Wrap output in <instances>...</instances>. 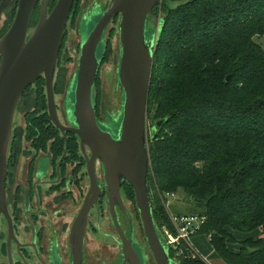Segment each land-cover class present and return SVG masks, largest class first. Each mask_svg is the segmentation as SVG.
Returning a JSON list of instances; mask_svg holds the SVG:
<instances>
[{
    "label": "trees",
    "instance_id": "trees-1",
    "mask_svg": "<svg viewBox=\"0 0 264 264\" xmlns=\"http://www.w3.org/2000/svg\"><path fill=\"white\" fill-rule=\"evenodd\" d=\"M56 2L50 0V12ZM87 2L75 1L69 22L79 39L78 43L72 40L76 55L81 46V16L96 4L88 6ZM17 4L15 0L8 5H13L10 22L8 18V25L0 27V37L11 27ZM161 8L148 119L153 122L151 129L158 120L166 123L149 138L150 183L165 197L186 193L191 211L177 215L205 217L195 236H207L226 264H264V0H164ZM158 11L156 7L151 13L153 26L158 24ZM40 12L36 7L30 24H37ZM119 19L108 28L94 90L98 118L103 122L108 115L112 120L118 118L123 99L117 80L119 42L114 51L115 87H120L122 95L119 107L107 105L100 81L102 65L113 53L114 23H118L119 35ZM67 32L68 27L53 81L55 95L65 97L71 77L66 67L71 58L64 53ZM76 68L75 62L73 71ZM47 108L46 82L41 76L17 106L26 116L29 133L55 127L49 125ZM21 131L13 129L12 138L18 139ZM125 191L136 203L133 187L127 184ZM150 201L161 235H165L164 226L176 234L158 193H150ZM135 210L140 225L137 236L145 238L138 207ZM257 230L261 233L242 240L237 237ZM181 241L169 246L177 263L209 264L202 257H193L192 250ZM234 245H239V250Z\"/></svg>",
    "mask_w": 264,
    "mask_h": 264
},
{
    "label": "water",
    "instance_id": "water-1",
    "mask_svg": "<svg viewBox=\"0 0 264 264\" xmlns=\"http://www.w3.org/2000/svg\"><path fill=\"white\" fill-rule=\"evenodd\" d=\"M13 1L0 0V19ZM75 1L58 0L50 12V0H18L11 27L0 37V217L2 213H7L6 180L16 109L25 91L44 76L53 122L63 131L74 132L83 148L88 147L93 153L89 164L92 186L71 232L72 264H84L87 219L93 202L97 205L101 191L94 165L98 158L103 166L111 222L119 236L121 253L117 264H173L167 238L161 235L154 221L147 178L151 166L147 136L148 103L156 52L154 47L160 26H154L157 32L151 39L147 36V29L149 22L153 26L151 13L164 0H111L106 9L96 2L105 11L86 41L80 33L77 68L69 84L70 87L76 77L75 103L72 111L68 110L73 125L67 127L58 117L53 81ZM39 2L40 17L30 34V21ZM118 17L120 57L117 80L122 87L123 99L118 118L113 120L119 124L109 129L98 118L94 90L102 61L98 50L102 44L103 51L110 23ZM164 123L165 120H158L151 129V136L155 137L158 127ZM125 182L136 193L145 238L136 235V223L128 207H125L120 192ZM118 209L129 219L127 230L120 222Z\"/></svg>",
    "mask_w": 264,
    "mask_h": 264
},
{
    "label": "flooded vegetation",
    "instance_id": "flooded-vegetation-1",
    "mask_svg": "<svg viewBox=\"0 0 264 264\" xmlns=\"http://www.w3.org/2000/svg\"><path fill=\"white\" fill-rule=\"evenodd\" d=\"M37 7L40 8V2ZM58 106L60 122L67 127L72 126L64 103L60 108ZM47 111L49 125L55 126L48 132L40 130L29 133L25 125L26 116L22 112H19L22 122H13V129L21 128L22 131L18 139L11 138L12 149L9 152V173L6 180L7 213H2L0 217V264L73 262L71 232L92 186L89 164L91 165L93 153L88 147L83 148L80 138L74 132L59 128L53 122L49 108ZM99 120L103 122L101 117ZM94 165L101 191L98 203L96 205L93 202L87 219L84 264H117L121 253L119 236L111 222L107 186L103 180V166L99 158ZM149 182L148 178V191ZM127 184L129 183H123L120 189L123 200ZM124 204L127 207L125 200ZM118 212L120 222L127 230L130 226L129 219L121 209ZM131 216L135 221L136 214L133 216L131 213ZM134 223L136 233L138 224L137 221ZM100 233L107 237L102 238L103 241L96 250H92L89 246L90 239L94 237L98 241L97 234ZM113 240L118 245L116 254L112 249Z\"/></svg>",
    "mask_w": 264,
    "mask_h": 264
},
{
    "label": "rangeland",
    "instance_id": "rangeland-1",
    "mask_svg": "<svg viewBox=\"0 0 264 264\" xmlns=\"http://www.w3.org/2000/svg\"><path fill=\"white\" fill-rule=\"evenodd\" d=\"M110 1L111 0H88L87 5L90 6V5L95 4L96 2H99L102 6H106ZM162 5H163V3L159 7L160 11H158V13L156 14L157 15L156 16L157 17V21H158V24H157L156 28H158L159 23H160L159 21L162 18V14H163L162 13V8H161ZM17 6H18V4H17ZM11 8H13V5L8 7V9L4 10V12H3L4 14H3V16L0 19V27L1 28H3V26L7 23L8 18H9V22H10V16H11V13H12L10 11ZM16 10H17V8H16ZM104 11L105 10L103 9V7H101L98 4L94 5L93 7H90L89 9H85V12L81 16L80 23H79L80 24L79 31H80L82 39L84 41L87 40L88 35L94 29V27L96 26V23L99 21L101 15L104 13ZM14 18H15V16H14ZM8 23H7V25H8ZM35 23H36L35 21L31 22V24H30V26H31L30 33L35 29V27L37 25V24L35 25ZM68 25L69 26H68V32H67V38H66L67 41H66L65 46H64L65 47L64 53L65 54L66 53L69 54V57L71 58V61L66 63V67L69 68V73H68V77H69L71 75V73L73 72L74 68H75V62H76V60L78 58V55H76V53H74L72 51V40L73 39H77L78 37H77L76 28L73 27V25H71V23L70 24L68 23ZM114 26L116 28V32H115V35L113 37L114 38L113 39V51H112L113 53H112V56L110 57L109 61H107L105 64L102 65V71L100 73V81H101L102 87L105 89V93H106L105 95L108 98L107 105L109 104V105H112L115 108H117V107L120 106L121 96L122 95L120 94L121 93L120 87L117 88V89L115 87L117 84H116V80L114 78V68H115V66H114V59H115L114 58V53L115 52L114 51L117 50L118 42H119L118 31H117L118 23H114ZM156 28L154 26L150 25V22H149V27L147 29V36L150 39L154 38V35L157 32ZM78 40L79 39H77V43H78ZM101 50H102V44L100 45L99 50H98L99 55L102 53ZM72 81L73 82L71 83V86L68 88L67 98L66 99H65L64 94L55 95L56 96L57 105H59L58 108H60L61 104L64 103V105L69 110V112L72 111L71 108H73L74 103H75V98H76L75 88H76V83H77L76 77ZM64 99H65V102H64ZM119 119H120V117H119ZM14 120H17L19 123L22 122V116H21V114L18 111L15 114ZM147 122H148V135L147 136L150 138L151 137V127L153 125V122H152V120H149L148 117H147ZM101 123L103 124L104 127H107L109 129H111V127L117 126L119 124V123H114L113 120L111 119V116H109V115L107 116V119L104 122H101ZM115 130L116 129H114V131ZM149 184H150L149 193H152L153 196L155 195V193H158V195H159V197H160V199L162 201V204L165 206V208L167 210V213H168V216H169L170 220L172 219L173 216H178L177 213L184 214L186 212H189V210L191 211V209H190L192 207L191 200L189 199V197L186 195L185 192L179 191L178 193H174L173 197H170V198L167 199L160 192H158V188L156 186H153V184L150 183V182H149ZM125 192H124V200L126 202V206L129 208V211L134 216V214L136 212L135 209L137 208L136 207V203H134L133 200L130 199L129 196ZM170 214H171V216H170ZM171 222H173V220H171ZM138 227H137V230H138ZM173 227H174V224H173ZM163 230L167 231L168 233L170 232L171 234L175 235V233L172 230H170V228H168L167 226H164ZM199 235H202L204 237V240L206 242V246L207 247L204 246V248L201 247L200 249H198L196 247L197 250L199 251L198 253H201V254H199L200 255L199 256V255L193 254L191 252L192 256L193 257H196V256L202 257L209 264H221L222 262L216 261V260H212L209 257L210 254H208V253H210L212 251L211 249H213V248H211L212 246L210 245V242H209V239L207 238V236H205L204 234H199ZM97 237H98V241L96 239H94V237H91V239H90L89 246L92 248V250L93 249L96 250V248L99 246V244L102 243V241H103L102 238L104 239L107 236H104V234L100 233V234H97ZM193 237H195V235ZM193 237H192V242L189 241L192 245H193ZM183 242H184V244L187 245L188 248L192 249L191 248V244L189 242H187L186 240L183 241ZM111 244H112V249H113V251L115 250V254H116L118 252V250H117V247H118L117 241L113 240ZM206 248H209V249H207L208 252H206ZM204 257H206L207 260ZM172 263L173 264H178L173 258H172Z\"/></svg>",
    "mask_w": 264,
    "mask_h": 264
},
{
    "label": "built area",
    "instance_id": "built-area-1",
    "mask_svg": "<svg viewBox=\"0 0 264 264\" xmlns=\"http://www.w3.org/2000/svg\"><path fill=\"white\" fill-rule=\"evenodd\" d=\"M174 193L167 194V198L173 197ZM174 226L177 230L175 235L164 231L166 234L168 245L179 244L181 240L183 241H192V237L196 235V232L201 228L202 224L205 223L206 219L203 216L197 215H184V216H173L172 217ZM190 243V242H189ZM191 244V243H190ZM191 250L193 254L199 255L198 251L194 250L193 245L191 244ZM200 256V255H199Z\"/></svg>",
    "mask_w": 264,
    "mask_h": 264
},
{
    "label": "crops",
    "instance_id": "crops-1",
    "mask_svg": "<svg viewBox=\"0 0 264 264\" xmlns=\"http://www.w3.org/2000/svg\"><path fill=\"white\" fill-rule=\"evenodd\" d=\"M261 232H260V230H257L256 232H253V233H242V234H239V236H237L238 237V239H244V238H247V237H250L251 235L252 236H254V235H256V234H260ZM192 242V241H191ZM195 242V243H194ZM204 246H206V242H205V240H204V237L202 236V235H199V236H195V237H193V248H194V250H196V251H198L197 250V248L198 249H200L201 247L202 248H204ZM235 246V249L236 250H239V245H234ZM197 247V248H196ZM207 247V246H206ZM211 248H213V247H211ZM207 249H209V248H206V252H208V250ZM212 251L210 252V253H208V254H210L209 255V257L212 259V260H216V261H220V262H222L221 264H226V262L225 261H223L220 257H219V255H218V253L214 250V248L213 249H211ZM199 252V251H198ZM199 254H201V253H199ZM206 260H207V258L206 257H204Z\"/></svg>",
    "mask_w": 264,
    "mask_h": 264
}]
</instances>
